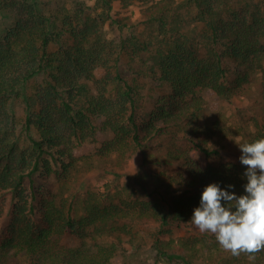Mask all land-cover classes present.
Returning a JSON list of instances; mask_svg holds the SVG:
<instances>
[{"label":"trees","instance_id":"16d2710c","mask_svg":"<svg viewBox=\"0 0 264 264\" xmlns=\"http://www.w3.org/2000/svg\"><path fill=\"white\" fill-rule=\"evenodd\" d=\"M97 1L0 0V264H264L190 221L206 185L247 183L221 103L250 100L243 139L264 138V0H119L140 17L112 44L114 0ZM95 159L126 198L73 186Z\"/></svg>","mask_w":264,"mask_h":264},{"label":"clouds","instance_id":"9594fccd","mask_svg":"<svg viewBox=\"0 0 264 264\" xmlns=\"http://www.w3.org/2000/svg\"><path fill=\"white\" fill-rule=\"evenodd\" d=\"M236 144L239 162L246 166L244 194L209 183L190 219L201 233L214 235L219 246L233 256L264 250V138L242 139Z\"/></svg>","mask_w":264,"mask_h":264},{"label":"rangeland","instance_id":"374dc122","mask_svg":"<svg viewBox=\"0 0 264 264\" xmlns=\"http://www.w3.org/2000/svg\"><path fill=\"white\" fill-rule=\"evenodd\" d=\"M84 1L87 5H91L95 7L96 8L95 10L97 11L102 10V6L97 0H84ZM111 14L113 15L114 18L118 19V21L116 23L111 24L109 22L110 20H106V22L104 23L101 29V33H102L101 35L105 39H107V41L110 44H112V40L116 39V37L121 33L119 30L120 28L118 26H123L122 23L124 21H128V20L135 21L137 18L140 17V6L137 3L129 6H123L119 3V0H114ZM5 19L6 18H4L2 14H0V25H2V22ZM137 30H142V26L139 25L137 27ZM257 81L258 80L255 79L252 84L256 85ZM139 82L145 85L144 92L147 94L146 99H149L150 94H152L153 98H155L161 93V89L157 86V81H155L152 76L147 78L139 77ZM249 101L250 100H248L246 97H233L230 102L223 101L221 103L220 122L230 132V134L234 136V139H236V141L238 142H240L243 139L245 133L252 131L254 129L253 125L250 124L251 123L250 119L249 122L247 121V119L250 116V111L246 108L245 105H247ZM145 103H148V101H145ZM15 107L18 113H22V107L19 102ZM93 149H94L93 145L88 144L86 147L82 149V151L92 152ZM157 157L158 154H154L152 159L155 160L157 159ZM96 163L97 166L91 168L88 172H85L84 174H81L77 178H75V181H73L74 182L73 186L74 187L77 186L80 189V192L82 190H92L94 193H101L104 191H109V192L119 191L120 192L119 196L122 198H126L127 188L130 186L128 184V179L125 176L116 178L113 174L109 173L108 168L111 165L107 164L108 161L106 160L100 161L97 159ZM139 163H140V156L138 153H135L130 157L125 168L122 169L121 171L131 174L135 173L138 169ZM151 164H154V162L152 161ZM56 178L57 175L53 174L51 180L56 183L54 187L58 186V183L56 182L57 181ZM65 188L68 189L66 193L72 192L71 190H69L68 186H65ZM4 197L8 199L5 204V216H6L9 211L10 197L8 193H5ZM131 197L132 198L130 199L132 201H136L134 199V196ZM195 229L196 231H199L196 227Z\"/></svg>","mask_w":264,"mask_h":264}]
</instances>
